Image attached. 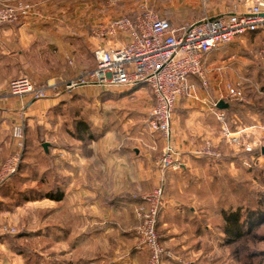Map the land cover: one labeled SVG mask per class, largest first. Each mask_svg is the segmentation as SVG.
<instances>
[{
	"label": "crops",
	"instance_id": "crops-1",
	"mask_svg": "<svg viewBox=\"0 0 264 264\" xmlns=\"http://www.w3.org/2000/svg\"><path fill=\"white\" fill-rule=\"evenodd\" d=\"M28 1L34 4L29 15L13 23H0V150L4 151L16 149L11 132L16 121L28 119L33 124L39 112L56 103V99L33 101L29 97H14L9 82L29 76L39 83H53L69 80L79 71L93 67L96 64L93 52L100 45L94 34L95 26L120 16L127 9L123 3L114 8L112 4H117V0ZM147 2L177 28L199 23L204 17L235 10L245 12L254 3L253 0H210L205 5L203 0ZM258 32L240 40L257 36ZM220 49L208 54L212 70L217 71L219 66L215 64V56L222 54ZM214 52L217 55L213 56ZM218 74L214 75L208 91L201 90V96L207 100L187 96L178 103L173 139L176 149L182 153L183 165L166 171V204L161 209L159 232L173 257H167L165 264L203 262L210 229L214 228L212 218L222 226L223 212L234 210L235 197L239 196L238 181L251 178L250 170L244 168L241 159L227 158L215 163L190 153L192 147L206 138L220 140L223 125L217 116L220 109L212 106L222 92L218 77L223 78V71ZM189 80L200 84L196 77ZM119 90L123 96L118 100L131 98L130 102L139 110L146 111L154 104L148 86ZM139 133L138 130L134 134ZM156 133L163 139L162 133ZM145 141L132 147L121 142L102 143L103 158L99 159L97 174L92 167L94 156L71 152L69 159L77 171L71 180L65 211L71 214L72 234L78 241L73 246V252L78 254L73 264H147L148 252L138 247L139 220L135 209L159 183L156 160L162 154V145L149 138ZM225 196L229 207L225 205ZM81 221L84 228L79 226Z\"/></svg>",
	"mask_w": 264,
	"mask_h": 264
},
{
	"label": "rangeland",
	"instance_id": "rangeland-1",
	"mask_svg": "<svg viewBox=\"0 0 264 264\" xmlns=\"http://www.w3.org/2000/svg\"><path fill=\"white\" fill-rule=\"evenodd\" d=\"M147 1L117 0L112 5L116 8L123 3L127 9L121 15H132L151 9ZM258 33L222 47L219 57L215 53L218 51L212 54L217 55L215 64L225 66L221 70L224 80H241L244 84L245 98L228 101L226 118L231 130L242 131L256 145L255 154L259 158L252 167L243 165L250 170V180L237 183L239 196L235 197L233 209L241 208L243 219L248 209L264 207V155L259 149L260 145L264 146V31ZM119 89H111L115 94H110L111 90L95 86L79 87L61 96L46 98L56 99L55 105L39 112L33 124L25 120L27 148L23 149L21 168L0 187V264H73L78 259V254L73 252V246L78 243L77 236L72 234L73 219L65 211L71 180L77 171L69 159L71 152L94 156L92 167L97 174L99 159L103 158L102 143L121 142L132 147L145 144L149 138L161 143L163 150L164 140L149 127L151 107L139 110L132 105L131 98L118 100L123 96ZM178 109L177 105L176 112ZM138 130L140 133L134 134ZM109 131L112 133L107 136ZM219 135L220 140L215 143L220 145L223 156L207 158L211 162L220 163L227 158L240 161L243 156H250L224 141L222 132ZM44 143H48L47 150ZM14 151L0 150V166ZM60 191L65 193L63 204L45 197L47 193ZM225 205H230L226 196ZM212 221L214 228L210 229L205 256L199 264H264V224L255 226L239 241L227 243L224 219L222 226L219 220L212 218Z\"/></svg>",
	"mask_w": 264,
	"mask_h": 264
},
{
	"label": "built area",
	"instance_id": "built-area-1",
	"mask_svg": "<svg viewBox=\"0 0 264 264\" xmlns=\"http://www.w3.org/2000/svg\"><path fill=\"white\" fill-rule=\"evenodd\" d=\"M209 1L203 0V4ZM253 2L245 12L235 10L204 17L199 23L180 28L153 9H145L135 16L120 15L99 22L95 27L94 34L100 45L93 52L96 61L93 68L81 70L69 80L53 83H39L29 76L16 77L9 82L12 96L29 97L33 101L58 97L86 86L105 90L135 89L144 85L150 88L154 104L149 127L153 132L162 133L165 146L156 160L159 183L135 209L139 220L138 246L148 252L147 264H163L165 258L173 257L161 240L159 212L166 204V171L183 165L182 153L176 149L173 139L177 105L187 96L207 100L201 96V90L208 91L214 75L219 76L225 68L222 63L217 67L218 72L209 68L208 54L212 50L234 43L249 33L264 31V0ZM33 9L34 4L28 0H3L0 23L16 22ZM190 77L198 78L200 84L190 82ZM218 80L222 92L213 102L214 108L222 99L228 102L245 98L241 80L229 82L221 76ZM217 116L223 122L222 139L250 155L241 158L246 167L255 165L259 160L255 154L256 145L248 141L242 131L231 130L224 109H220ZM13 137L16 149L0 166V187L17 172L21 163L26 138L24 121L14 123ZM190 153L197 158L220 159L223 156L220 145L208 138L192 147Z\"/></svg>",
	"mask_w": 264,
	"mask_h": 264
},
{
	"label": "trees",
	"instance_id": "trees-1",
	"mask_svg": "<svg viewBox=\"0 0 264 264\" xmlns=\"http://www.w3.org/2000/svg\"><path fill=\"white\" fill-rule=\"evenodd\" d=\"M225 112L227 109H224ZM85 130H88V126L84 125ZM27 148V139L25 138V147L24 150ZM24 156V152H23ZM22 156V160L23 157ZM206 158V157H203ZM22 160L19 165V168L17 172L20 170L21 165H22ZM16 172V173H17ZM16 173L13 174L16 175ZM65 193L64 191H60L56 194L54 193H47L45 197L51 198L53 200L61 201L64 199ZM260 205H262V202H259ZM242 209L238 208L236 210H230V211H224L223 212V218L225 222V227L223 229L224 234H226V242L227 243H234L239 241L247 232H250L255 226L262 225L264 224V207H261L260 209L256 208L254 210L248 209L246 212V216L243 219V214H242ZM161 210L159 212V217H160ZM160 223V219H159ZM248 228L245 231V228ZM161 236V235H160ZM162 240V239H161ZM168 258H165L163 261V264H165V261Z\"/></svg>",
	"mask_w": 264,
	"mask_h": 264
},
{
	"label": "water",
	"instance_id": "water-1",
	"mask_svg": "<svg viewBox=\"0 0 264 264\" xmlns=\"http://www.w3.org/2000/svg\"><path fill=\"white\" fill-rule=\"evenodd\" d=\"M229 106H230L229 103H228L227 101L223 100V99L220 100V101L217 103V107H218L219 109H228ZM47 145H48V143H44V144H43L45 150H47ZM261 152H262V154L264 155V146L262 147Z\"/></svg>",
	"mask_w": 264,
	"mask_h": 264
}]
</instances>
